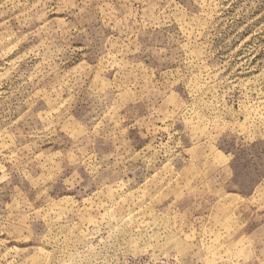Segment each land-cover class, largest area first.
<instances>
[{
	"label": "rangeland",
	"instance_id": "374dc122",
	"mask_svg": "<svg viewBox=\"0 0 264 264\" xmlns=\"http://www.w3.org/2000/svg\"><path fill=\"white\" fill-rule=\"evenodd\" d=\"M0 264H264V0H0Z\"/></svg>",
	"mask_w": 264,
	"mask_h": 264
}]
</instances>
